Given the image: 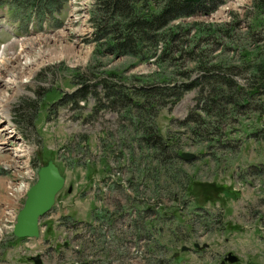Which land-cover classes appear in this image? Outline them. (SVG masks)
<instances>
[{
    "label": "rangeland",
    "instance_id": "374dc122",
    "mask_svg": "<svg viewBox=\"0 0 264 264\" xmlns=\"http://www.w3.org/2000/svg\"><path fill=\"white\" fill-rule=\"evenodd\" d=\"M93 2L70 0L67 25L66 12L58 16V22L63 20L61 27V22L52 21L36 32L26 31L27 25L11 6L12 10L0 11V73L18 71L24 77L9 87L0 81V108L9 106L14 125L0 120V126L7 122L8 132L19 145L16 151H7L1 145L6 136L0 134L9 199L2 210L6 198L0 190V264H33L30 258L35 255L40 256L41 264H61L60 259L65 264H88L85 262L91 257L102 264H264V96L260 103L258 96L250 101L254 106L262 104L263 109H241L237 117L226 112L221 123L204 120L208 129L216 123L220 128L214 134L205 132L204 137L194 136L180 125L196 104V90L186 93L171 109L159 110L157 131L177 141L179 154L196 156L191 161L174 157L168 167L159 165L150 150L136 142L137 132L122 117L123 110L104 107L94 111L96 101L91 95L76 104H56L82 83L90 86L86 91L101 95L100 86L91 88L94 78L76 79L75 74L103 77L115 73L129 87L133 75L145 77L159 71L154 64H137L128 56L96 55L90 24ZM253 2L224 0L209 16L199 14L182 22H236L239 50L249 51L248 60L256 64L264 61V15L254 11ZM251 29L257 30L253 34ZM51 35H61L62 46L40 44ZM22 37L26 39L1 51L2 44ZM228 58L235 64L241 62L236 51H224L222 59ZM24 65L28 68L20 71ZM244 74L240 70L235 76L240 85L245 84ZM25 140L34 150L37 168L54 161L66 183L56 197V207L41 219L40 237L9 241L20 209L16 205L36 180ZM17 154H21L20 160ZM114 167L121 175L108 176ZM91 179H104L110 190L114 183L123 189L94 198L89 193ZM126 193L138 198L130 199ZM135 199L144 203H135ZM94 217L97 226L90 238L86 234L79 238V232L65 233L68 226L76 229ZM66 241L69 247L62 244ZM182 247L189 250L181 251ZM228 254L237 257V262H226Z\"/></svg>",
    "mask_w": 264,
    "mask_h": 264
},
{
    "label": "trees",
    "instance_id": "16d2710c",
    "mask_svg": "<svg viewBox=\"0 0 264 264\" xmlns=\"http://www.w3.org/2000/svg\"><path fill=\"white\" fill-rule=\"evenodd\" d=\"M66 1L0 0V10L11 6L20 15L24 26L33 20V29L38 31L43 23L47 24L50 20L57 23L55 16L64 11ZM223 2L94 0L90 24L93 29L92 42L97 45L96 55L128 56L137 64H154L159 71L145 77L133 75L129 87L115 73H105L103 77L75 74L76 79L94 78L96 83L91 88L100 86L101 95L86 91L90 86L82 83L56 104H76L78 100H85L91 95L96 101L94 111L104 107L123 110L128 118L122 117L128 119L134 132H137L136 142L150 150L152 159L165 167L174 157H179L176 150L178 144L170 135L164 137L157 131L155 118L159 110L171 109L186 93L197 91L196 104L180 125L197 137H204L205 132L214 134L220 131L217 123L212 130L208 129L209 123L204 120L221 123L226 112L237 117L241 109H263L262 104L254 106L250 101L258 96L260 103L264 96V61L252 64L248 60L251 53L245 48L239 50L235 29L237 23L182 22L199 14L209 16ZM252 6L256 13L264 15V0H254ZM261 25H264V18ZM251 30L254 34L257 29ZM226 50L238 52L240 64L233 63L229 58L228 61L222 59ZM240 70L245 73L244 85L238 84L235 79ZM27 119L30 120V117ZM111 169L121 175L118 167ZM115 189H119V186L116 185ZM139 202L144 203L142 200ZM15 240L12 237L9 241Z\"/></svg>",
    "mask_w": 264,
    "mask_h": 264
},
{
    "label": "water",
    "instance_id": "95a60500",
    "mask_svg": "<svg viewBox=\"0 0 264 264\" xmlns=\"http://www.w3.org/2000/svg\"><path fill=\"white\" fill-rule=\"evenodd\" d=\"M179 157L185 161L196 159L195 155L189 153H181ZM64 186L65 178L52 160L39 167L36 182L27 191L23 205L16 215L13 227L14 238L37 239L39 237L40 221L52 210L56 196ZM70 192L71 188L68 189V193ZM195 247L198 246L195 245ZM187 250H189L187 247H182V251ZM31 259L34 264H41L39 256ZM237 260V257L232 254H228L225 258L228 263H234Z\"/></svg>",
    "mask_w": 264,
    "mask_h": 264
},
{
    "label": "bare ground",
    "instance_id": "6f19581e",
    "mask_svg": "<svg viewBox=\"0 0 264 264\" xmlns=\"http://www.w3.org/2000/svg\"><path fill=\"white\" fill-rule=\"evenodd\" d=\"M74 3H72L71 5H73ZM70 5V6H71ZM230 7H232V6H230ZM217 18V17H216ZM63 40V38H62V36L60 35V36H56V35H51L50 37H44V38H42V41H41V43L40 44H42V43H49V42H54V43H59L58 45H61L62 46V41ZM19 44V43H18ZM22 44V43H21ZM63 50H64V48H63ZM41 51V50H40ZM62 55V54H61ZM60 55V56H61ZM1 56H2V53H1ZM1 62V61H0ZM27 62H29V60L27 61ZM26 62V63H27ZM7 63V62H6ZM8 64H9V62H8ZM7 64V65H8ZM17 64H19V63H17ZM16 64V65H17ZM27 65V64H26ZM30 66V65H29ZM13 67H14V65L12 66V69H13ZM1 68V67H0ZM25 68H28V67H26L25 65L24 66H22V67H20L19 68V70L21 71V70H23V69H25ZM15 69V68H14ZM16 70V69H15ZM17 72V73H16ZM13 71V74H11V73H9V74H5V73H0V81H3L4 83H3V87L4 86H6V87H9V86H14L18 81H20L21 80V78H24L23 77V75H21V73H19L18 71ZM1 111H2V108H0V120H5V121H7L6 120V117H4V116H2V113H1ZM8 127V125H7V122H6V124L4 125V126H0V134H3V135H5L6 136V138H5V141L1 144L3 147H5V149L7 150V151H9V150H11V149H14L15 151L17 150V148H18V146L16 145V143L14 142V136H12V132H8V130H7V127ZM23 146V145H22ZM27 150H28V148H27ZM14 151V152H15ZM6 155V154H5ZM17 158L20 160V158H21V154H17ZM29 159V158H28ZM26 161V160H25ZM27 163V162H26ZM27 170V169H26ZM32 172V171H31ZM29 173V172H28ZM31 176V175H30ZM35 176V175H34ZM20 188H22L21 186H19ZM24 189V188H23ZM11 192H12V197L14 196V192H13V190H12V188H10L9 189ZM10 191H9V194H10ZM15 191V190H14ZM17 192V191H16ZM19 195H20V193H19Z\"/></svg>",
    "mask_w": 264,
    "mask_h": 264
},
{
    "label": "built area",
    "instance_id": "2783aa9c",
    "mask_svg": "<svg viewBox=\"0 0 264 264\" xmlns=\"http://www.w3.org/2000/svg\"><path fill=\"white\" fill-rule=\"evenodd\" d=\"M111 176H113V174ZM101 186H102V184L98 183V180H94V183L91 186L90 194L92 195V194L98 193V189H101ZM124 187H126V185H124ZM103 189H104V191H106L107 186L103 187ZM128 194H130V193H128ZM96 226H97V222L94 221V222H92L91 227L89 229L92 231V229H94ZM105 235H106V233H105ZM107 235H108V233H107ZM128 240H130V239H128ZM130 242L131 241H129V243ZM90 261H92V264H102V263H99V260H94L92 257H91Z\"/></svg>",
    "mask_w": 264,
    "mask_h": 264
},
{
    "label": "crops",
    "instance_id": "0c3cea01",
    "mask_svg": "<svg viewBox=\"0 0 264 264\" xmlns=\"http://www.w3.org/2000/svg\"><path fill=\"white\" fill-rule=\"evenodd\" d=\"M0 190L1 193L4 194V200H5L6 198L5 182H4V177L2 175H0ZM6 202H7V198H6ZM6 202L2 203L1 206H3Z\"/></svg>",
    "mask_w": 264,
    "mask_h": 264
}]
</instances>
